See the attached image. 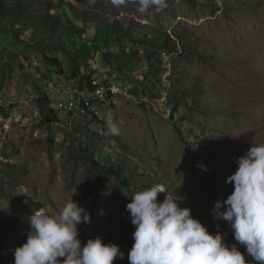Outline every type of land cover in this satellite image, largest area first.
<instances>
[{
  "label": "rangeland",
  "instance_id": "obj_1",
  "mask_svg": "<svg viewBox=\"0 0 264 264\" xmlns=\"http://www.w3.org/2000/svg\"><path fill=\"white\" fill-rule=\"evenodd\" d=\"M8 1V7L16 2ZM25 1L32 0L18 3ZM46 1L56 7L54 15L64 11L63 2L89 19L95 14L120 23L134 32L135 40L124 42L127 48L141 56L150 46L139 40L160 35L172 38L174 50L162 53L168 72L159 77L148 72L145 87L142 72L137 76L143 64L134 68L137 72L122 74L104 60L102 50L93 52L82 74L115 90L105 102V88V103H100L94 93L79 91L71 59L60 50L45 55L60 59L68 86L60 88L57 75L43 80V73L56 72L35 48L43 49L42 34L23 33L22 40L30 43L25 44L0 33V51L13 53L31 69L11 67L0 56V264H14L12 250L27 240L28 216L41 207L54 214L71 198L90 214V223L78 225L82 244L97 237L116 244L124 259L113 264H129L135 227L126 205L138 187L153 184L166 189L159 201L174 195L210 234L219 231L229 246L238 243L228 223L211 213L234 190L227 177L236 171V159L254 142L264 143V0H162L143 10L140 0H37L30 11L42 14ZM67 91L96 103L99 120L57 110L60 103L64 113H86ZM109 117L118 135L108 131ZM85 128L97 137L96 159L123 167L135 185L128 189L116 177H100L80 161L76 149ZM238 247L246 261L256 264L244 246Z\"/></svg>",
  "mask_w": 264,
  "mask_h": 264
},
{
  "label": "clouds",
  "instance_id": "obj_2",
  "mask_svg": "<svg viewBox=\"0 0 264 264\" xmlns=\"http://www.w3.org/2000/svg\"><path fill=\"white\" fill-rule=\"evenodd\" d=\"M114 2L122 3L123 0ZM161 2L140 0L141 10ZM164 66L163 63V68L167 69ZM96 82L109 90L107 102L115 90L96 79H93L94 92L86 91L88 96L96 92ZM57 84L60 88L63 85ZM67 93L75 95L70 91ZM57 110L73 117L88 115L81 112L67 114L59 107ZM93 111L97 114V110L93 108ZM2 121L0 119V123ZM107 124L110 134H119V127L111 117ZM235 163L236 171L227 177V183L233 185L234 190L227 199L215 203L211 215L215 220L228 223L238 243L229 246L219 231L210 234L199 220L193 218L190 208L180 206L174 195H164L159 201L158 197L166 192L162 184L141 186L128 197L130 202L126 205L135 227L134 244L128 253L129 264H250L238 245L245 247L247 255L256 264H264V143L254 142ZM27 221L30 230L26 242L12 250L14 264H113L117 258L124 259L118 245L105 244L99 237L82 244L78 238V225L90 223V214L72 198L54 214L46 207L35 210ZM11 230V234L16 232Z\"/></svg>",
  "mask_w": 264,
  "mask_h": 264
},
{
  "label": "trees",
  "instance_id": "obj_3",
  "mask_svg": "<svg viewBox=\"0 0 264 264\" xmlns=\"http://www.w3.org/2000/svg\"><path fill=\"white\" fill-rule=\"evenodd\" d=\"M194 2V0H188ZM8 0H0V33L12 34L15 39L20 43H25L22 40V34L31 33L37 38L38 34H42L43 41L40 46L35 47L40 49L41 53L44 54L43 63L56 72L53 74L51 71L43 73V80L45 82H51L54 75H57V81L63 85H68L70 79H64L65 73L62 71V63L59 58L50 57L46 52L62 51L71 60L72 65V78L76 80L77 87L79 86V91H91L94 92L93 79L85 74H82L84 68H88L89 62L91 61L92 53L95 51L100 52L104 57L106 62L114 67L116 70L125 73L139 72L137 76L141 75L143 81L141 84L145 87V80L148 79V72L156 77H159L162 72H166L168 69L163 68L162 53L165 51H172L174 41L170 36L160 35L157 39L153 40H139V42H144L150 47L143 52L133 49H128L126 46V41H134V32L131 30H123L120 23H110L99 19L95 14L87 18L85 15L76 12L75 7L69 3H61L59 7L63 8V12L59 10L57 14H52V11L56 8L50 5V2L46 1L41 3L44 8L42 14L35 15L30 11L31 5H35L37 0H32L31 2L25 1L22 5L18 2L22 0H16L12 7H8ZM23 9H22V6ZM56 6V5H55ZM58 7V8H59ZM60 9V8H59ZM95 23L94 28L90 27L92 23ZM22 25V28H20ZM161 39V42L158 39ZM30 44V43H25ZM117 50H112L113 47ZM159 54V59L155 56ZM0 56L4 57L8 62L9 66H18L24 71H30L29 67H26V62L24 63L21 58L14 55L13 53L0 51ZM143 64L144 68L142 71H135V67H140ZM13 65V66H12ZM148 73V75H147ZM33 77V76H32ZM139 77H136L138 80ZM149 88V87H146ZM157 89V88H156ZM161 91V90H159ZM176 102L179 98L174 96L170 97ZM50 100L47 99L45 103ZM96 103L90 100H82L80 108L88 113V116L92 119L99 120L96 112L93 111ZM49 110L51 111L50 107ZM80 127H82L80 125ZM84 137V142L80 143V147L77 153H80V161L85 160L88 166L94 172H97L98 176L116 177L118 181L122 182L128 189L131 188L135 183L130 176L123 171V168L115 167L112 164H103L100 160L96 159V148L95 140L96 136L91 131L86 128L81 130L79 133ZM3 194V190L0 189V195ZM11 225V224H10ZM8 224V228H10ZM6 231V230H4ZM11 230L9 233H12Z\"/></svg>",
  "mask_w": 264,
  "mask_h": 264
},
{
  "label": "bare ground",
  "instance_id": "obj_4",
  "mask_svg": "<svg viewBox=\"0 0 264 264\" xmlns=\"http://www.w3.org/2000/svg\"><path fill=\"white\" fill-rule=\"evenodd\" d=\"M95 86L97 87L96 92L94 93L95 97L99 100V101H103L105 100V94H106V89L104 86H102L99 83H95ZM61 103H67V102H61ZM60 104V103H59ZM58 104V107H59Z\"/></svg>",
  "mask_w": 264,
  "mask_h": 264
}]
</instances>
